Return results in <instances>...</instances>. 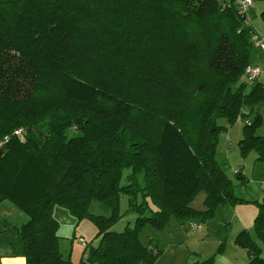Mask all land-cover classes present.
<instances>
[{"label":"trees","instance_id":"obj_1","mask_svg":"<svg viewBox=\"0 0 264 264\" xmlns=\"http://www.w3.org/2000/svg\"><path fill=\"white\" fill-rule=\"evenodd\" d=\"M220 1L0 0V202L27 213L17 228L25 264H75L59 250L55 206L95 225L76 264H153L159 252L139 239L146 225L204 221L243 202L214 159L215 122L234 123L249 105L240 148L264 163V136L251 135L264 84L245 92L252 28ZM199 191L204 211L189 207ZM122 196L136 217L117 232ZM93 200L112 214L90 213ZM252 203L255 237L244 229L234 241L248 264H264V196Z\"/></svg>","mask_w":264,"mask_h":264},{"label":"rangeland","instance_id":"obj_2","mask_svg":"<svg viewBox=\"0 0 264 264\" xmlns=\"http://www.w3.org/2000/svg\"><path fill=\"white\" fill-rule=\"evenodd\" d=\"M255 1L257 10L261 4L260 0ZM220 4L222 9L225 8L224 0L220 1ZM207 19H219V17L212 11L207 14ZM207 24L206 22V26ZM251 51L253 56L258 59V63H261L262 67H264V50L253 45ZM262 69L260 72L264 74ZM243 81L248 82L245 79ZM248 91L245 92L247 93ZM256 104H259V107H256ZM256 104H254V110L255 108L260 109L261 123L259 126H254L253 130H251V135L253 136L260 134V128L264 130V100ZM242 105L234 123H230L226 117L219 118L215 122L222 129L216 143L214 159L226 177L232 182L234 196L242 199L243 202L221 203L215 208L211 219L204 220V222L198 218L192 219L195 223L193 227L191 226L192 222L186 221L183 224L173 216L169 217L167 226L163 229H156L151 225H146L139 234V239L141 241L148 240L145 244L149 243L154 250L159 252L153 264H192L196 257L206 258L213 256L221 243H223L222 252L219 255H214L213 263H230V260L235 256L236 263L241 264L239 259L242 260L244 258V254L240 256L241 253H244V248L234 241L239 233L238 226L240 223L237 217L244 213L245 216L242 217V220L253 226L254 219L250 221L252 219L250 212L253 208L257 209V205L252 202H244L243 197L252 198V195L257 190L260 191L259 183L264 182V174H262L264 172V163L258 160L256 151L251 149L247 152H242V148H240L241 141L245 138L244 127L252 124L253 120V115L250 116L248 114L249 105ZM136 179L142 186L144 183L143 175L138 174ZM243 190L245 192H242ZM147 197L145 198L147 199ZM141 198L140 191L139 196L135 198L136 202L138 203ZM205 200L206 193L199 191L190 200L189 207L204 211L206 210ZM148 204L153 206L149 200ZM242 204H248L249 206H238ZM119 205V213H122V216L111 227L113 231L117 232L124 230L128 225L131 226L136 217L134 211H128L129 205L126 196L121 197ZM14 206V210H17L18 213L12 211L0 212V219H4L7 222L6 225L9 228L7 232L12 230L14 242L17 244L21 238L14 225L16 223L19 226L22 222H25L27 213L20 207ZM88 210L94 215L105 217L112 214V209L109 205L96 200L91 201ZM53 216L58 221V235L60 237L58 246L61 254L63 257H69L75 264L78 263L84 249V245L79 241V238H82L86 243H90L96 230L95 225L87 218L77 222L72 214L60 206L53 208Z\"/></svg>","mask_w":264,"mask_h":264},{"label":"crops","instance_id":"obj_3","mask_svg":"<svg viewBox=\"0 0 264 264\" xmlns=\"http://www.w3.org/2000/svg\"><path fill=\"white\" fill-rule=\"evenodd\" d=\"M255 3H256V1L254 0V7H253L252 11L247 15L246 22H247V25H249L252 28V31L254 33L264 37V20H262L260 17V13L262 12V10H264V0H260L261 6L257 10L255 8ZM250 64L257 66L259 69L264 68V67H262L261 63H258V59H256L253 56L252 51L250 54ZM262 70H264V69H262ZM242 79L244 80L243 76H242ZM256 80L258 82H260L261 84H264V74H262L260 72V75L257 77ZM251 85H252L251 82H247V88L245 90L248 91L250 89ZM256 105H257L256 107H259L258 106L259 104H256ZM255 111L259 115L261 114L259 108H255ZM259 135L264 136V130H262L261 128H260V134ZM262 174H264V172H262ZM258 187L260 188V191L257 190V192H255V194L252 195V198L243 197V199L247 200L250 203L253 201L260 200L261 197L264 196V182L259 183ZM242 192H245V191L243 190ZM246 192H247V190H246ZM238 206H249V205L248 204H242V205H238ZM14 207L15 206L7 200L0 202V212L12 211V212L18 213L17 210H14ZM250 213L252 216V219L250 221H252L254 219L256 213H257V209L253 208V210H251ZM243 216H245L244 213H241V216L237 217L239 220V223H240L238 226L239 232L241 230L245 229L251 234L252 237H255L254 231H253V226H251L252 224L249 225L248 222L245 223L242 220ZM0 221H2V223H0V264H25V258L23 257V254H22V241H21V239H20L19 243L16 244L14 242V239L12 236V230H10L11 232H7L9 230L8 225H6L7 222L4 219H0ZM185 222H182V223L185 224ZM202 222H204V221H202ZM190 223H191L192 227L195 226V223L193 222V220H191ZM19 226L15 223L14 228H18ZM147 242H148V240L142 241V243H144V244ZM95 243H96V241H93L92 244H95ZM243 250H244V253H241L240 256L244 254V258L242 260L241 259H239V260H240L241 264H248L249 263V256H248L246 250L245 249H243ZM260 256L262 258H264V253H262ZM202 259H205V258L204 257H196L194 260V263H192V264H195V262L197 260H202ZM225 264H237L236 263V257L233 256V258L230 260V263L228 262Z\"/></svg>","mask_w":264,"mask_h":264},{"label":"built area","instance_id":"obj_4","mask_svg":"<svg viewBox=\"0 0 264 264\" xmlns=\"http://www.w3.org/2000/svg\"><path fill=\"white\" fill-rule=\"evenodd\" d=\"M224 3L227 5L232 3L236 9L243 14L245 17L252 11L254 7V0H224ZM247 23V22H246ZM252 43L260 49L264 50V37L258 35L252 31ZM260 75V69L257 66L249 64L245 67L243 72V77L246 81L252 82ZM21 128H17L13 131L14 135H20L22 133ZM8 136L3 137V141H6ZM79 241L85 245V241L82 238H79Z\"/></svg>","mask_w":264,"mask_h":264}]
</instances>
